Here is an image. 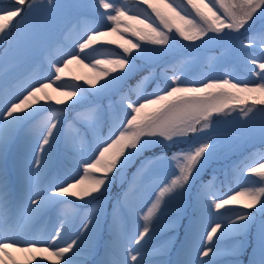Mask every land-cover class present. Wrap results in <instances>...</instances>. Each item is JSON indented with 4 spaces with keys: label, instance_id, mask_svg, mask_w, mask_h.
I'll return each instance as SVG.
<instances>
[{
    "label": "snow or ice",
    "instance_id": "snow-or-ice-1",
    "mask_svg": "<svg viewBox=\"0 0 264 264\" xmlns=\"http://www.w3.org/2000/svg\"><path fill=\"white\" fill-rule=\"evenodd\" d=\"M139 5L143 7L133 11L127 0H92L88 5L3 0L0 42L15 43L21 54L38 47L41 55L23 72L0 67V264H88L85 256H100L95 264H264V0H139ZM74 8L94 9L102 23L86 26L66 42L71 29L50 35L54 22H37L36 17L50 16L54 9ZM176 37L187 45L229 41L235 48L239 42L237 51L255 79L240 80L226 72L189 80L186 64L170 63L151 91V73L125 90L136 61L157 62L172 51ZM112 45L122 55H91ZM74 64L92 75L71 76L69 85L65 77ZM92 97L108 99L107 106L88 99ZM76 105H83V112L62 141L64 113ZM41 113L46 114L42 122L29 128ZM232 114L243 129L238 141L254 139L258 132L262 146L208 175L221 150L209 134L214 119ZM86 145L91 155L82 151ZM137 160L134 176L150 179L154 197L146 210L130 203L139 194L130 183L117 194L109 219L105 199L110 185ZM52 167L57 174L45 184ZM165 169L167 175L159 178ZM230 177L238 183L225 192ZM59 206L91 207L81 225H75ZM234 206L242 211L233 212ZM53 210L58 221L53 235L43 241L14 238L18 221L28 226ZM178 222L185 238L171 260L169 246L153 241L162 231L174 232ZM104 225L101 254L97 235L104 238ZM73 227V235L58 243Z\"/></svg>",
    "mask_w": 264,
    "mask_h": 264
},
{
    "label": "rangeland",
    "instance_id": "rangeland-1",
    "mask_svg": "<svg viewBox=\"0 0 264 264\" xmlns=\"http://www.w3.org/2000/svg\"><path fill=\"white\" fill-rule=\"evenodd\" d=\"M57 4H80V5H88L92 3V0H55ZM119 2V0H117ZM132 2V3H131ZM185 0H177L178 4H183ZM0 6H3V0H0ZM127 7L131 8L133 11H136L138 7H143L139 5V0H127ZM101 11H103L101 9ZM38 23H44V24H51L54 22V28L50 29V35L55 34V32H59L62 29L68 28L71 29L70 32H68L67 36L65 37L66 42L70 41L71 38H73L77 32L83 31V29L86 27V25H91L93 23L100 24L102 23L101 18L96 14L94 9L91 8H74L71 10L67 9H54L52 11V14L46 15L44 17H36ZM13 32H15V29H12ZM248 34L245 33V37ZM245 37H242L245 38ZM239 46V42H237L236 47L234 48L232 43L229 41H216L204 45H200L199 42H197L196 45H187L186 42L182 41L179 37H176L174 46L172 51L158 60L155 63L146 62L144 60H137V71L143 69V67L146 65H152L151 70L144 73L143 75L146 76L149 73H151L155 80L153 81L152 85L149 86V91H151V88L155 85V83L159 80H161V69L159 66L165 63H171L176 61L179 57V64H186L187 71L189 73L188 79L189 80H200L204 77L211 76V77H219L225 74L226 72L231 73L234 78L245 80V81H251L255 79L250 74H248L246 66L244 64V54L237 51V48ZM107 47V46H106ZM112 49H109L111 48ZM99 48V47H98ZM96 49L91 53V55L94 58L103 59L106 56L110 55L111 53H119L122 55V50L116 47L115 45L108 46V49ZM249 52L258 55V51L256 49H250ZM41 52L38 47H28L26 49H23V54H21V49L17 47L15 43L9 45L8 41H2L0 42V67L7 66L9 69V72L12 74H16L19 72H23L28 65L32 64V62L40 57ZM68 72L70 73L69 76L65 77V82L67 84H71V76H91L92 72L89 68H85L81 65H70ZM135 72V73H136ZM134 73V74H135ZM133 74V75H134ZM143 76V77H144ZM79 83H83V81H79ZM85 87H87L85 85ZM126 90V89H125ZM53 95H55L53 93ZM134 95V94H133ZM116 98V97H115ZM113 98V99H115ZM135 98V96H134ZM88 99H94L97 100L98 103L103 104L107 106L108 99L106 98H88ZM70 103V102H69ZM53 108L56 107L55 104L51 105ZM83 106V105H82ZM73 113L68 114L67 111L64 113L66 119L64 120L63 127L60 131L61 140L69 135L72 131H74V128L70 127L72 125V122L74 118L76 117L77 113L83 112V109L78 110L74 109L72 110ZM45 113H41L38 115L29 125V128L39 125L44 116ZM237 115L232 114L231 116H219L214 119L212 130L209 133L212 135L215 139V141H219L221 145V150L217 153V155L212 159L210 162V165L208 167L209 171L208 175L211 173V169H221L224 167V164L226 162H230V160H237V159H243L245 156L248 155L249 152L259 149L261 145V141L259 139V134L257 132L256 137L254 139L248 140L247 142L238 141V137L242 133L243 129L241 128L240 124L237 123ZM75 127H80L79 124L75 125ZM81 132L83 133V128H81ZM104 134H107V128L105 127L103 129ZM23 138V133L21 134ZM88 140L93 141L94 146V140L91 133L88 134ZM18 147V146H17ZM63 148L64 145L61 143L60 145V155L63 156ZM16 148L13 149V152L15 153ZM82 151L86 155H91L90 148L86 145ZM10 169L14 172L15 169L12 166L11 160L9 163ZM130 169V166H129ZM169 170L165 169L162 170L159 173V178H163L165 175H167V172ZM125 170H123L121 173H119L116 177V179H119L124 173ZM136 173V172H135ZM57 174V168L52 167L51 173H45V176L47 179L44 180V183L47 184L49 180H51L55 175ZM221 179L224 178L223 173H220ZM229 180L233 181V185H230L229 181H225L223 190L227 192L229 188H236L237 186V179L230 177ZM127 181V183H126ZM244 180H240L239 183H244ZM132 183L134 186L139 190L138 195H134L130 197V203L136 204L137 207H145L146 205H149L151 200L150 197H154L153 193V186L148 177L142 176L140 174H137L133 178H130L128 180H124L123 189L118 193H115L113 191V184L110 185V193L109 197L105 199V205L107 208V212L109 213V219L111 218L110 214L112 212V204L115 203V198L117 194L124 192L129 188V184ZM217 186L219 187V181L217 182ZM77 203H80L77 201ZM64 209V211L68 212L70 215H72L73 224L75 225H81V220L83 217L87 214L88 207L85 208H77L73 210L71 207L67 206H59ZM146 210V207H145ZM232 211H242L241 208L238 206H234L232 208ZM124 212L127 213V208L124 209ZM78 213V215L76 214ZM57 215V214H56ZM55 221L57 223L58 227V221L55 216ZM19 225H23L22 221H18ZM143 223V221H140ZM186 223V222H185ZM46 224V220L39 219L37 222H33L32 226H37L41 231H43V228ZM180 222H178L176 230L174 232L169 231H162L157 234V238L153 241L154 245H157L159 243H166L169 246L171 255L169 256V259L175 260L176 259V248L180 246V242L184 240V234H185V228L182 230V234L179 233ZM27 228H29V226ZM133 227L131 221L128 223V228L131 230ZM76 231L75 227L72 228V231L68 233V236H62L61 240L58 241V243H63L64 240L68 239L70 236L73 235V233ZM104 233V238L101 239L99 234L97 235V241L100 244V250L101 254L103 253V244L104 241L107 239V226L104 225L102 229ZM45 229L44 234L45 235ZM54 232H52L49 235H53ZM175 245V247H173ZM151 252V248L149 249ZM85 260L88 261V264H95L97 260L100 259V256H85ZM221 261H225L224 257L219 258ZM45 264H48V262H45Z\"/></svg>",
    "mask_w": 264,
    "mask_h": 264
},
{
    "label": "bare ground",
    "instance_id": "bare-ground-1",
    "mask_svg": "<svg viewBox=\"0 0 264 264\" xmlns=\"http://www.w3.org/2000/svg\"><path fill=\"white\" fill-rule=\"evenodd\" d=\"M87 26V25H86ZM57 212L53 210L52 212H49L48 214L43 216V219L46 220V224L43 228V231H41L37 226H23L19 225V222L17 223L14 231L16 232V236L14 238L19 239L21 242L31 239L39 238L42 241L45 240L48 237V234H50L54 228V226H57V223L55 221V216ZM45 229V235L44 234ZM11 235V233H9Z\"/></svg>",
    "mask_w": 264,
    "mask_h": 264
},
{
    "label": "trees",
    "instance_id": "trees-1",
    "mask_svg": "<svg viewBox=\"0 0 264 264\" xmlns=\"http://www.w3.org/2000/svg\"><path fill=\"white\" fill-rule=\"evenodd\" d=\"M179 60H180V59L178 58L176 61L171 62V63H178ZM166 64H167V63H166ZM168 64H170V63H168ZM168 64H167V65H168ZM167 65L164 64V65L160 66V68H164V67L167 66ZM149 70H150V67H148V66L145 65V66L143 67V69L137 71L134 75H132V76L128 79L127 84L124 86V89H127V87H128L129 85H134V84L136 83V81L140 80L141 77H143V74H144L145 72H148ZM133 97H134V95H133ZM74 109H83V106H82V105H76V106L71 107V108H69V109H67V110H68L69 112H73L72 110H74ZM138 165H139V161L137 160V162H136L135 165H130V171H132L134 168H137ZM124 180H125V173L122 174V177H120L119 179H117V181H118V183H117V184H118V186H117V190H119L120 188L123 187Z\"/></svg>",
    "mask_w": 264,
    "mask_h": 264
}]
</instances>
